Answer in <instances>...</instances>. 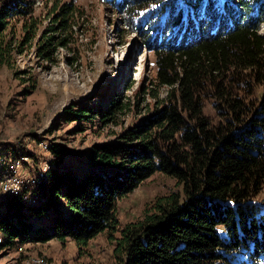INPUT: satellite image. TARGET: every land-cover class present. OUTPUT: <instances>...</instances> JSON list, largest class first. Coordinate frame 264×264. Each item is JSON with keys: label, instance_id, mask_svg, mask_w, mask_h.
I'll use <instances>...</instances> for the list:
<instances>
[{"label": "trees", "instance_id": "trees-1", "mask_svg": "<svg viewBox=\"0 0 264 264\" xmlns=\"http://www.w3.org/2000/svg\"><path fill=\"white\" fill-rule=\"evenodd\" d=\"M180 1L189 6L104 2L125 14L132 30L146 17L143 43L157 67L151 98L158 100L161 88L166 97L118 139L92 147L82 177L53 167L38 187L39 204L0 201V250L71 240L84 254L106 234L114 264H264V208L256 202L264 189V0L258 6L260 0H226L220 13L210 0L203 7L200 0ZM36 2L0 0L1 65H10L17 50L18 25L23 45L37 38ZM79 13L55 0L52 34L40 44V56L51 59L64 41L54 34ZM207 104L215 118L206 115ZM75 107L66 121L107 125L118 124L128 104L115 93L104 108ZM0 150L35 159L15 145ZM157 173L181 190L157 198L141 220L121 227L118 203Z\"/></svg>", "mask_w": 264, "mask_h": 264}, {"label": "rangeland", "instance_id": "rangeland-1", "mask_svg": "<svg viewBox=\"0 0 264 264\" xmlns=\"http://www.w3.org/2000/svg\"><path fill=\"white\" fill-rule=\"evenodd\" d=\"M105 1L61 0L74 4L80 13L69 21L67 30L54 34L64 41L47 60L40 56V44L52 34L49 29L54 23L49 14L55 0H37L34 14L39 21L37 38L23 45L18 25L17 50L10 65L0 64V146L15 145L33 154L36 160L32 159L31 174L38 172L40 164L48 162L54 168L82 177L90 168L92 147L118 139L127 128L149 117L158 101L166 97L167 89L161 88L159 99L151 98L150 90L157 89V67L154 52L143 43L146 22L141 20L146 21V17L134 23L132 30L126 26L125 14L107 6ZM210 1L218 13L225 11L226 0ZM163 3L189 6L180 0ZM206 3L207 0H200V6ZM260 34L264 36V24L260 26ZM115 93L123 104H128V109L119 111L118 124L104 125L98 119L65 120V112L73 106L76 110L104 108L107 98ZM215 112L207 104L206 115L215 118ZM41 142L55 149L43 152ZM179 190L176 180L159 173L153 175L118 203L121 227L141 220L157 198ZM256 202L264 208V189ZM114 249L106 234L92 240L84 254L71 240L65 243L53 240L0 250V264H16L28 256L43 257L49 264H114Z\"/></svg>", "mask_w": 264, "mask_h": 264}, {"label": "built area", "instance_id": "built-area-1", "mask_svg": "<svg viewBox=\"0 0 264 264\" xmlns=\"http://www.w3.org/2000/svg\"><path fill=\"white\" fill-rule=\"evenodd\" d=\"M52 145L40 143L41 151L50 152ZM30 168V169H29ZM32 158L28 156H12L0 150V201L7 198H21L27 206L42 202L38 195V187L48 178L53 166L48 162L40 164L37 173L31 174ZM29 169L30 172H26ZM5 207L1 208L4 212ZM4 243V231L0 224V245ZM16 264H49L39 256H28Z\"/></svg>", "mask_w": 264, "mask_h": 264}]
</instances>
